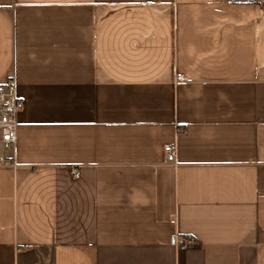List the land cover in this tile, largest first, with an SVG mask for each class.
<instances>
[{"label":"crops","instance_id":"0c3cea01","mask_svg":"<svg viewBox=\"0 0 264 264\" xmlns=\"http://www.w3.org/2000/svg\"><path fill=\"white\" fill-rule=\"evenodd\" d=\"M9 79L0 264H264V0H0Z\"/></svg>","mask_w":264,"mask_h":264},{"label":"built area","instance_id":"2783aa9c","mask_svg":"<svg viewBox=\"0 0 264 264\" xmlns=\"http://www.w3.org/2000/svg\"><path fill=\"white\" fill-rule=\"evenodd\" d=\"M178 81H184V76L180 75ZM22 105L23 101L17 94L14 79L0 84V146L4 151H12L17 142L18 113ZM164 153L168 163H176V145H167L164 148ZM16 166L14 159L0 157V168H15ZM71 175L74 179L78 178V168L72 167ZM191 244L192 240L189 238L182 240L183 249L189 248Z\"/></svg>","mask_w":264,"mask_h":264},{"label":"rangeland","instance_id":"374dc122","mask_svg":"<svg viewBox=\"0 0 264 264\" xmlns=\"http://www.w3.org/2000/svg\"><path fill=\"white\" fill-rule=\"evenodd\" d=\"M3 152H4V150H3V148L0 146V154L3 153Z\"/></svg>","mask_w":264,"mask_h":264}]
</instances>
